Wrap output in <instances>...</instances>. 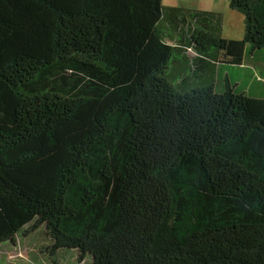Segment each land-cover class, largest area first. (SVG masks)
Returning a JSON list of instances; mask_svg holds the SVG:
<instances>
[{"label":"trees","instance_id":"16d2710c","mask_svg":"<svg viewBox=\"0 0 264 264\" xmlns=\"http://www.w3.org/2000/svg\"><path fill=\"white\" fill-rule=\"evenodd\" d=\"M229 1L226 42L189 4L0 0V248L264 264V97L230 74L264 48V0Z\"/></svg>","mask_w":264,"mask_h":264},{"label":"rangeland","instance_id":"374dc122","mask_svg":"<svg viewBox=\"0 0 264 264\" xmlns=\"http://www.w3.org/2000/svg\"><path fill=\"white\" fill-rule=\"evenodd\" d=\"M163 1L167 5L189 4L190 6L193 5L200 9H207L220 14V25L222 27L220 37L223 41L241 40L245 37V16L240 11L232 9L229 0ZM242 60V69H232V72L230 71L231 76L240 79V85L246 83L247 80L248 85H245L246 89L248 87L249 92L264 97V89L263 91L259 90L260 86H263L264 88V48L255 51H250L249 47L244 48ZM10 248L9 245L4 249L0 248V264H45L43 260L44 253L38 250L34 245L23 246L21 244L18 248L12 250ZM8 249L10 250L8 251ZM66 252L69 254H67V257L70 264H91L89 258L88 262L87 258L80 261L79 256L74 253L73 250H67Z\"/></svg>","mask_w":264,"mask_h":264}]
</instances>
